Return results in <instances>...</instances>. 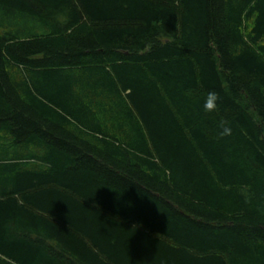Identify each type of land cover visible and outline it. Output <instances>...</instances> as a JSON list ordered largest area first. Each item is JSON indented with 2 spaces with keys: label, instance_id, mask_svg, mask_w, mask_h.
Listing matches in <instances>:
<instances>
[{
  "label": "trees",
  "instance_id": "1",
  "mask_svg": "<svg viewBox=\"0 0 264 264\" xmlns=\"http://www.w3.org/2000/svg\"><path fill=\"white\" fill-rule=\"evenodd\" d=\"M0 264H264V0H0Z\"/></svg>",
  "mask_w": 264,
  "mask_h": 264
},
{
  "label": "clouds",
  "instance_id": "2",
  "mask_svg": "<svg viewBox=\"0 0 264 264\" xmlns=\"http://www.w3.org/2000/svg\"><path fill=\"white\" fill-rule=\"evenodd\" d=\"M220 101V96L216 91H210L207 93L205 100H204V110L206 112H214L217 110L218 102ZM220 127L222 128V131L220 135L222 137L230 136L231 135V128L225 126V122H221Z\"/></svg>",
  "mask_w": 264,
  "mask_h": 264
}]
</instances>
